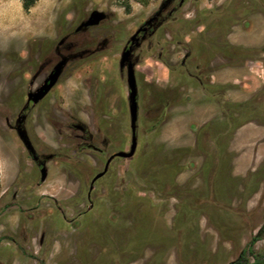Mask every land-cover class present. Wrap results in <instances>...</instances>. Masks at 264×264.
Segmentation results:
<instances>
[{"label": "rangeland", "instance_id": "obj_1", "mask_svg": "<svg viewBox=\"0 0 264 264\" xmlns=\"http://www.w3.org/2000/svg\"><path fill=\"white\" fill-rule=\"evenodd\" d=\"M160 1L36 0L24 11L21 0H0V264H228L241 249L231 227L248 236L251 226L263 225L264 192L253 193L264 184V0L184 4L181 18L191 22L182 37L193 52L207 53L201 81L215 87L197 86L176 71L166 75L158 50L143 52L136 68L135 152L115 158L87 200L106 158L129 150L128 89L118 61L125 41ZM94 10L107 18L74 34ZM179 20L167 28L174 41ZM68 34L97 41L102 50L64 67L46 98L28 111L34 145L57 156L41 182L11 127L43 60ZM174 41L167 48L173 66L182 56ZM165 83L172 92L166 107L157 86ZM227 102H246L247 114L223 133ZM70 120L89 128L94 145L105 140L104 153L78 150ZM206 124L210 136L196 142ZM219 131L218 143L212 141ZM172 166L175 174L166 178ZM256 246L263 253L264 242Z\"/></svg>", "mask_w": 264, "mask_h": 264}, {"label": "flooded vegetation", "instance_id": "obj_2", "mask_svg": "<svg viewBox=\"0 0 264 264\" xmlns=\"http://www.w3.org/2000/svg\"><path fill=\"white\" fill-rule=\"evenodd\" d=\"M189 1V0H161L158 4V7L149 15L147 16L133 31V33L129 36V38L125 41L121 48L120 52V57L123 52L129 50L130 53L128 55V61L124 64L123 68L121 69L119 66V61H118V70L120 74H125L126 78V65L127 63H133L134 64V76H135V81H136V88H137V96H136V101H137V118H138V97H139V91H138V78H137V73H136V68L139 66L141 62V54L143 52L147 54H153V51L158 50V54L156 55V60L161 63L163 68H165L166 75H169V73L177 72L181 73L183 76L189 77L193 82L196 83L197 86H203L205 89L212 88L214 89L215 85L213 83L211 84H203L201 81V76L203 72H205V68L207 65H205V62L207 61L204 56L207 53L202 51L203 53H195L193 52L192 45L190 42H188L187 37H182V34H188L187 32H184V28L187 24H189L191 21L186 20V18H181L185 17L184 14H182V10L184 7V4ZM97 11V10H94ZM92 12V11H91ZM90 12V13H91ZM100 12V11H99ZM89 13V15H90ZM105 14V13H104ZM87 16V18L89 17ZM107 18V15L105 14V18L102 20L104 21ZM179 22L182 24L179 30L175 31L177 38L174 41V37H169L167 33V28L168 25L173 24L174 22ZM87 20V19H86ZM85 20V21H86ZM102 21H100L97 25L94 26H89V27H84L81 29H75L74 34H77L79 31H84L86 33L89 32V30L96 28ZM172 32V31H170ZM87 40V37L84 40H76L72 38L71 34L64 36L61 38L56 46L54 47V56L51 55V57L45 58L40 66L41 72L33 79V81L30 83V87L28 89V92L35 90L39 86H41L44 82V80L47 78V76L50 74L52 71L53 67L60 61V60H66L65 67L70 64L74 60H82L88 56H93L94 54L97 53L98 50H102V47L97 41L92 40L90 43ZM174 41V44L176 45L177 48H180L182 50V56L176 62L175 66L170 64L171 58H169V50L167 49L169 46V41ZM88 42V43H87ZM94 45V48L91 49L89 46ZM82 47V48H80ZM80 48V52H76V50ZM198 50V51H199ZM264 50V47H263ZM76 52V53H75ZM200 56V57H199ZM204 64V67L200 66V63ZM62 74V73H61ZM61 76V75H60ZM60 78V77H59ZM58 78V80H59ZM38 79H40L38 81ZM58 82V81H57ZM57 84V83H56ZM55 84V85H56ZM150 84H152L150 82ZM54 85V86H55ZM35 86L34 88H32ZM53 86V87H54ZM164 103V107H166L169 102V97L172 98L171 94L169 92L168 84H159L157 85ZM52 87V88H53ZM51 88V90H52ZM50 90V91H51ZM49 91V92H50ZM262 91V90H261ZM27 92V93H28ZM48 92V93H49ZM27 93H26V100L24 102V105L20 109L16 120L14 122V126L11 127V129L15 130V133L17 135L16 128L19 127L25 132V135L27 137V140L29 141L33 152L27 150L25 148V145L23 142L18 139L21 142L22 146L27 152V155L31 158L32 162L36 165V168L39 173V180L41 177V169L44 167L45 172H46V177H47V163L50 160L55 159L57 156L52 153H46L44 150H38L36 146L33 143V140L31 136L28 133V130L26 128V122L28 120V111L30 108H33L40 104L48 95V93L36 104H33L32 101L27 102ZM214 96H216V93H213ZM230 103V102H227ZM166 105V106H165ZM225 107L228 106V104L224 105ZM130 120V118H129ZM67 128L70 130H73V138L78 142V150H88L91 152L103 154L105 149L107 148L108 144L105 140L101 141L100 146L94 145V139H96V136H94L89 128L81 124L79 122H74L70 120V123L67 125ZM136 130H137V122H136ZM131 132V131H130ZM119 152V151H118ZM117 153V152H115ZM115 153L109 155L105 162L102 171L104 170V167L106 165V162L108 159L113 156ZM118 157H112L107 165V170L106 172L99 178L93 181V178L101 173H97L90 181L89 184V190L87 194V200H90V195L93 190V185L97 180L102 178L109 169V166L111 162ZM45 177V179H46ZM41 181V180H40ZM43 182V181H41ZM54 203H56L55 199H52ZM264 226V223L263 225ZM261 226V227H262ZM264 239V238H262ZM260 239V240H262ZM259 241V240H257ZM256 241V242H257ZM255 242V243H256ZM254 243V244H255ZM254 244H253V250L256 254H259L255 251L254 249ZM246 248V247H245ZM264 252V251H263ZM262 254V253H261ZM248 259L250 262H253L252 257L248 256Z\"/></svg>", "mask_w": 264, "mask_h": 264}, {"label": "water", "instance_id": "obj_3", "mask_svg": "<svg viewBox=\"0 0 264 264\" xmlns=\"http://www.w3.org/2000/svg\"><path fill=\"white\" fill-rule=\"evenodd\" d=\"M105 18V14L103 12L99 11H92L87 18L86 21L81 22L77 29H81L84 27L94 26L97 25L100 21H102ZM130 51L127 50L122 53L119 61V66L122 69L124 64L128 61V55ZM66 64V60H60L52 69L50 74L47 76V78L44 80L43 84L36 88L35 90H32L27 93V102L32 101L33 104H36L39 102L50 90L51 88L57 83L58 78L60 77L64 67ZM126 84L128 89V112H129V118H130V131H131V138H130V147L128 152L119 151L115 153L113 156H111L108 161L106 162V165L104 167V170L97 174L93 181L97 178L101 177L107 170V165L112 157H118V158H130L133 156L136 145H137V136H136V122H137V88H136V81L134 76V64L133 63H127L126 65ZM17 135L19 139L23 142L25 145V148L31 152H33V149L27 140V137L25 135V132L20 129L19 127L16 128ZM46 177L45 168L43 167L41 169V177L40 180L44 181Z\"/></svg>", "mask_w": 264, "mask_h": 264}, {"label": "trees", "instance_id": "obj_4", "mask_svg": "<svg viewBox=\"0 0 264 264\" xmlns=\"http://www.w3.org/2000/svg\"><path fill=\"white\" fill-rule=\"evenodd\" d=\"M36 0H21V6L24 11H28L34 4ZM254 103V100H253ZM253 103L249 102L250 106H253ZM247 103L246 102H239V103H228V111L225 115L227 121L226 126L227 128L223 129V133L232 132L235 130L238 126L242 124L243 121H245V115L246 109H247ZM257 104H254V109H256ZM229 112V113H228ZM210 125L206 124L199 128V130L196 133V142H199L201 138H205L206 135L210 136ZM215 129V128H214ZM216 131V130H214ZM221 135V132L219 131L214 137L212 138V141H215L218 143V140L216 139L217 136ZM210 139V138H209ZM216 156H213V158ZM214 165L210 166L211 170ZM214 170V168H213ZM212 170V171H213ZM175 174V166L170 167L166 172V178H171V176ZM169 184V183H167ZM264 219V217H263ZM264 238V226L260 227V229L257 231L255 235H253L246 246L234 259L233 261L229 262L228 264H264V252L262 254H256L253 250V244L257 241ZM248 256L252 257L253 262H250L248 259Z\"/></svg>", "mask_w": 264, "mask_h": 264}, {"label": "crops", "instance_id": "obj_5", "mask_svg": "<svg viewBox=\"0 0 264 264\" xmlns=\"http://www.w3.org/2000/svg\"><path fill=\"white\" fill-rule=\"evenodd\" d=\"M226 188V187H225ZM232 185L229 183L228 184V187H227V189H228V192H227V194H229V196H230V194L232 193ZM263 192H264V184L262 183V186H259L255 191H254V193L253 194H259V195H261L262 196V194H263ZM228 196V197H229ZM248 202V200L245 202V204ZM224 225H227L226 223L224 224ZM231 226H232V224H231ZM230 226V227H231ZM232 229H234V231H235V236H232L231 237V239H232V241L236 244V247H238V248H241L240 249V252L248 245V243H249V241H250V239H251V237L253 236V235H255L256 233H257V231L260 229V227L259 226H251V228L249 229V230H251L250 232H249V234H248V236H244V233L242 234V231H241V229L239 230L238 229V226L237 225H235V226H233V227H231ZM242 234V235H241ZM248 237H250V238H248ZM245 238V239H244ZM261 241H263L264 242V239H262V240H259V241H257V242H261ZM233 242H232V244H233ZM256 242V243H257ZM256 243L254 244V249L257 247L256 246ZM229 246H230V244H229ZM230 248H231V246H230ZM239 252V253H240Z\"/></svg>", "mask_w": 264, "mask_h": 264}]
</instances>
